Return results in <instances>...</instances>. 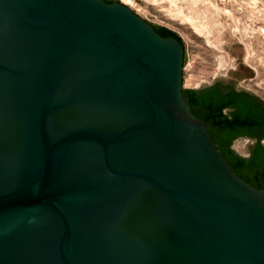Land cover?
<instances>
[{
  "label": "water",
  "instance_id": "obj_1",
  "mask_svg": "<svg viewBox=\"0 0 264 264\" xmlns=\"http://www.w3.org/2000/svg\"><path fill=\"white\" fill-rule=\"evenodd\" d=\"M130 7L0 0V264H264V189Z\"/></svg>",
  "mask_w": 264,
  "mask_h": 264
},
{
  "label": "rangeland",
  "instance_id": "obj_2",
  "mask_svg": "<svg viewBox=\"0 0 264 264\" xmlns=\"http://www.w3.org/2000/svg\"><path fill=\"white\" fill-rule=\"evenodd\" d=\"M181 39L184 89L220 83L264 101V0H111ZM250 141L231 148L248 155Z\"/></svg>",
  "mask_w": 264,
  "mask_h": 264
},
{
  "label": "trees",
  "instance_id": "obj_3",
  "mask_svg": "<svg viewBox=\"0 0 264 264\" xmlns=\"http://www.w3.org/2000/svg\"><path fill=\"white\" fill-rule=\"evenodd\" d=\"M154 29L160 36H172L182 44L180 37L172 30L155 27ZM183 96L190 112L206 122L212 139L218 144L220 153L232 171L254 188L264 189V147L258 144L249 157H242L231 148L237 130L242 126L256 123V117L262 112L241 103L238 93L233 90L225 94L224 88L218 85L206 90L183 89Z\"/></svg>",
  "mask_w": 264,
  "mask_h": 264
},
{
  "label": "flooded vegetation",
  "instance_id": "obj_4",
  "mask_svg": "<svg viewBox=\"0 0 264 264\" xmlns=\"http://www.w3.org/2000/svg\"><path fill=\"white\" fill-rule=\"evenodd\" d=\"M214 85H218L221 88H224L225 94H227L232 90L233 92H237L239 101L241 103L245 104L246 106L250 107L255 111L259 110L262 112L260 116L256 117L257 118L256 123L250 126H242L239 130H237V134L233 139L234 141L237 138H245L247 141H250L251 146L248 148V155L246 156L249 157L258 144H261L264 147V101L260 100L256 96L246 91H241L233 87L222 85L220 83ZM228 88H231V90Z\"/></svg>",
  "mask_w": 264,
  "mask_h": 264
},
{
  "label": "bare ground",
  "instance_id": "obj_5",
  "mask_svg": "<svg viewBox=\"0 0 264 264\" xmlns=\"http://www.w3.org/2000/svg\"><path fill=\"white\" fill-rule=\"evenodd\" d=\"M128 2H130L129 0H128ZM131 3V2H130Z\"/></svg>",
  "mask_w": 264,
  "mask_h": 264
}]
</instances>
